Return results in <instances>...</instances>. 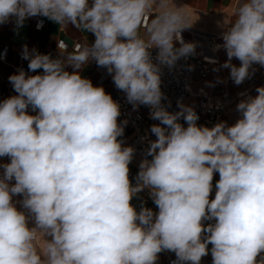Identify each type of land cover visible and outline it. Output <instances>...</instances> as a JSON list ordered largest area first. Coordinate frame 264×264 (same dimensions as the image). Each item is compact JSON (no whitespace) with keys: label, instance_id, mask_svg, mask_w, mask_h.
Instances as JSON below:
<instances>
[{"label":"clouds","instance_id":"1","mask_svg":"<svg viewBox=\"0 0 264 264\" xmlns=\"http://www.w3.org/2000/svg\"><path fill=\"white\" fill-rule=\"evenodd\" d=\"M187 9L174 0H0V24L14 19L17 31L40 16L95 37L72 52L59 43L66 59L25 45L29 71L43 72L21 68L9 76L17 95L0 101V157L10 161L0 164V264H156L164 250L191 264L209 251L213 264H264V86L239 101L233 125L200 126L182 102L169 112L161 67L196 49L182 37L194 22ZM223 27V44L213 50L226 51L221 67L240 85L253 65L264 66V0H234ZM92 60L134 108L149 106L159 121L150 128L152 159L141 162L135 186V150L118 139L119 104L77 71ZM145 188L158 212L131 204Z\"/></svg>","mask_w":264,"mask_h":264},{"label":"built area","instance_id":"2","mask_svg":"<svg viewBox=\"0 0 264 264\" xmlns=\"http://www.w3.org/2000/svg\"><path fill=\"white\" fill-rule=\"evenodd\" d=\"M91 3V0H89ZM41 21V20H39ZM38 21V22H39ZM183 37V36H182ZM183 40L187 42L184 38ZM180 47L179 43H176ZM203 46L196 47L195 54L187 58H180L176 65L172 68L168 66L161 67V91L163 93L162 104L169 112L179 111L178 102L191 106L199 119L197 124L200 126L213 127L216 123L225 121L228 125H233L239 118L241 113L236 111V105L241 99H246L247 96H256V88L264 86V78L259 82L254 79H246L242 84L236 85L230 77V69L224 68L227 73V80H224L219 75H214L213 69H221V63L211 46L213 41L203 39ZM8 47L0 45V61H5ZM153 62L156 63V56L158 49L152 48L149 50ZM208 57L217 61V63H209L205 59ZM16 72L19 69H24L28 75H34V72L29 71L28 61L22 59L19 54L17 63L14 66ZM211 77L209 86L197 85L198 80H207ZM246 93L242 97L239 94ZM6 92L0 93V101L5 99ZM120 106L121 115L118 120L125 122L126 126L131 132V138L126 143L125 147L131 146L134 148V154L137 156V162L141 164L144 159L151 160L152 157L146 156V150L149 147V141L155 140L156 137L151 134L150 128L153 124H158L159 121L150 118V107L146 105H139L136 108L127 101L126 97L113 98ZM29 110L32 112L31 108ZM36 114L35 112H32ZM180 123L185 124L181 118ZM9 158L0 157V164L7 163ZM136 160L132 159L130 165L134 164ZM3 169L0 168V174ZM140 169L129 176L130 182L133 186L137 184V174ZM219 180L217 173L213 176V190L210 199L215 196V184ZM11 181L10 183H14ZM134 196H140L150 206L157 208L154 204L150 190L145 188ZM158 209V208H157ZM211 223V221H208ZM212 245L209 244L208 248L211 249ZM156 264H185L178 260L175 252L164 250L158 254Z\"/></svg>","mask_w":264,"mask_h":264},{"label":"crops","instance_id":"3","mask_svg":"<svg viewBox=\"0 0 264 264\" xmlns=\"http://www.w3.org/2000/svg\"><path fill=\"white\" fill-rule=\"evenodd\" d=\"M174 3L177 7L187 6V10L190 12L191 18L194 21L190 28L182 31V36L187 42L195 43L196 47L203 46V39H206L208 42L212 40L213 43L223 44L221 35L224 31L223 21L232 16L234 0H174ZM39 20L43 21V26L38 29L37 23ZM94 39L95 37L91 32L85 31L82 28H77L71 23L62 30L59 24L46 17L40 16L26 19L23 27L18 31L15 28L14 19L9 23L0 24V45L8 47L5 61H0V93L6 92L5 99L17 95L12 84L9 82V76L17 73L14 66L25 45H27L30 51L35 49L40 54L50 55L53 59L58 57L66 59V55L61 56L58 47L59 43H64L66 45L67 52H72L77 44L87 43L90 45L94 42ZM175 46L178 47L177 44H175ZM216 55L221 65L228 59L226 51L223 48L217 51ZM232 63L239 66L240 61L233 58ZM253 69L254 74L251 78L259 82L264 78V66L255 64L253 65ZM66 70L72 72L73 68L67 66ZM77 71H79L84 78L90 79L94 86L103 87L105 92L110 94L112 98L126 97V93L116 88L112 76L107 72V69L98 66L94 60L87 62ZM42 72V69L36 70L34 75L41 74ZM214 75H219L224 80L228 79L224 68L214 71ZM199 81L205 82L199 83ZM197 82L198 85L209 86L211 77L207 80H198ZM29 114L35 115L30 110ZM118 123L124 126V133L121 137H118V139L123 141V146H125L131 138V132L122 121L118 120ZM136 157L137 156L134 154L133 159L136 160V162L132 165L129 164V176L140 169V164L137 162L138 160ZM8 162L10 161L7 160V163ZM217 177L219 178L218 172ZM131 204L137 211H139L141 207H147L154 212H158L157 208L150 206L140 196H133ZM205 224H208V221H205ZM185 264H191V262H185ZM200 264H213L210 251L206 256L201 258Z\"/></svg>","mask_w":264,"mask_h":264},{"label":"rangeland","instance_id":"4","mask_svg":"<svg viewBox=\"0 0 264 264\" xmlns=\"http://www.w3.org/2000/svg\"><path fill=\"white\" fill-rule=\"evenodd\" d=\"M204 82H205V81H199V83H204ZM196 84L198 85V82H197ZM20 199H22V198H21V197H14V200L19 201ZM17 207L22 209V206H21L20 203H17ZM33 223H34V222L30 219V220H29V226H32Z\"/></svg>","mask_w":264,"mask_h":264},{"label":"bare ground","instance_id":"5","mask_svg":"<svg viewBox=\"0 0 264 264\" xmlns=\"http://www.w3.org/2000/svg\"><path fill=\"white\" fill-rule=\"evenodd\" d=\"M215 45H217V43H213L211 48L214 49Z\"/></svg>","mask_w":264,"mask_h":264}]
</instances>
